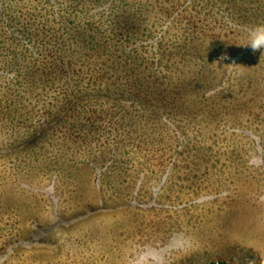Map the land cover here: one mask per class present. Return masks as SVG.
Masks as SVG:
<instances>
[{
	"label": "rangeland",
	"instance_id": "obj_1",
	"mask_svg": "<svg viewBox=\"0 0 264 264\" xmlns=\"http://www.w3.org/2000/svg\"><path fill=\"white\" fill-rule=\"evenodd\" d=\"M260 23L264 0H0V264H264Z\"/></svg>",
	"mask_w": 264,
	"mask_h": 264
},
{
	"label": "clouds",
	"instance_id": "obj_2",
	"mask_svg": "<svg viewBox=\"0 0 264 264\" xmlns=\"http://www.w3.org/2000/svg\"><path fill=\"white\" fill-rule=\"evenodd\" d=\"M230 44V43H228ZM239 46H244L249 48L253 53L260 52V58H264V23L256 24L250 26L246 31V37L243 43ZM231 59L227 52L223 53L220 58L217 60L218 62L222 60ZM228 65H236L237 63L233 60L231 63H227ZM176 247V244L170 243L168 246ZM148 256L154 261V264H165L164 250H152L148 253Z\"/></svg>",
	"mask_w": 264,
	"mask_h": 264
},
{
	"label": "trees",
	"instance_id": "obj_3",
	"mask_svg": "<svg viewBox=\"0 0 264 264\" xmlns=\"http://www.w3.org/2000/svg\"><path fill=\"white\" fill-rule=\"evenodd\" d=\"M211 264H228L226 261L212 262Z\"/></svg>",
	"mask_w": 264,
	"mask_h": 264
}]
</instances>
